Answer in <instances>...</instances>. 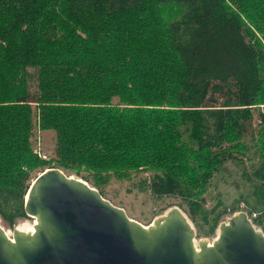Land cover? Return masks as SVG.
<instances>
[{
	"label": "trees",
	"instance_id": "16d2710c",
	"mask_svg": "<svg viewBox=\"0 0 264 264\" xmlns=\"http://www.w3.org/2000/svg\"><path fill=\"white\" fill-rule=\"evenodd\" d=\"M34 128L54 131V157L39 156ZM227 164L247 193L208 208L206 188ZM51 167L102 197L111 177L148 172L139 185L179 198L197 236L240 201L264 230V0H0L9 228L28 217L26 193Z\"/></svg>",
	"mask_w": 264,
	"mask_h": 264
},
{
	"label": "water",
	"instance_id": "95a60500",
	"mask_svg": "<svg viewBox=\"0 0 264 264\" xmlns=\"http://www.w3.org/2000/svg\"><path fill=\"white\" fill-rule=\"evenodd\" d=\"M31 233L8 237L0 219V264H264V234L240 211L219 224L213 243L172 207L144 226L86 181L47 168L24 202Z\"/></svg>",
	"mask_w": 264,
	"mask_h": 264
},
{
	"label": "rangeland",
	"instance_id": "374dc122",
	"mask_svg": "<svg viewBox=\"0 0 264 264\" xmlns=\"http://www.w3.org/2000/svg\"><path fill=\"white\" fill-rule=\"evenodd\" d=\"M29 85L31 91H36L35 80H30ZM34 138H36V142L33 141ZM32 142L35 149L41 154L45 153L47 157L55 156L56 136L54 131H42L34 128ZM42 159L47 160L45 158ZM39 170L40 169L34 170L31 175L35 176L39 173ZM148 174V172L142 171L137 175L132 174V177L128 179L111 177L108 183L103 184V197L113 205L122 208L131 219L140 222L144 226L150 225L155 219L163 217L174 206L180 208V210L194 225L188 217L184 207L180 205L179 198L172 196L157 197L149 190L142 188V185H139V181ZM240 175L239 168L231 164H227L226 168L217 172L206 188V192L204 194L206 197L205 206L211 208L219 200H222L228 209L231 208V205L234 203L236 198L240 197V195L244 196L247 193V188L245 187L246 181ZM70 176L81 179L76 174H71ZM87 183L92 186L91 183ZM234 205L237 207L235 213H226L223 218H221L219 224L227 222L231 216L239 213L241 210H248L247 205L243 201L235 203ZM35 223L36 218L28 216L27 218L18 219L13 228H9L2 221L1 226L4 228L8 237L12 238L14 229L31 233L34 230ZM219 224L215 229L214 234L209 236H197V230L194 225L196 233L194 241L196 245L199 240H205L208 244L213 243L219 233ZM262 232L264 233V231Z\"/></svg>",
	"mask_w": 264,
	"mask_h": 264
},
{
	"label": "built area",
	"instance_id": "2783aa9c",
	"mask_svg": "<svg viewBox=\"0 0 264 264\" xmlns=\"http://www.w3.org/2000/svg\"><path fill=\"white\" fill-rule=\"evenodd\" d=\"M38 154H39V156L40 157H42V158H45V159H49V157H47L44 153L43 154H41L39 151H38ZM240 211V210H239ZM242 211V210H241ZM244 212L246 213V216H247V219L252 223V225L255 227V229H257V230H259V231H264L261 227H259V226H257L255 223H254V219L257 217V215H258V212H252V213H249V212H247L246 210H244ZM233 213H235V212H233ZM262 234H264L263 232H262Z\"/></svg>",
	"mask_w": 264,
	"mask_h": 264
},
{
	"label": "bare ground",
	"instance_id": "6f19581e",
	"mask_svg": "<svg viewBox=\"0 0 264 264\" xmlns=\"http://www.w3.org/2000/svg\"><path fill=\"white\" fill-rule=\"evenodd\" d=\"M21 231V230H20Z\"/></svg>",
	"mask_w": 264,
	"mask_h": 264
}]
</instances>
